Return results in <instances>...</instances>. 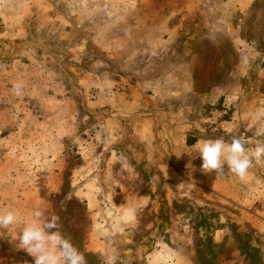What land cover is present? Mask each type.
Instances as JSON below:
<instances>
[{
    "label": "rangeland",
    "instance_id": "1",
    "mask_svg": "<svg viewBox=\"0 0 264 264\" xmlns=\"http://www.w3.org/2000/svg\"><path fill=\"white\" fill-rule=\"evenodd\" d=\"M0 2V212L18 214L0 230V264H34L14 234L37 209L42 220L59 216L86 264H264L237 200L198 176L170 174L187 168L175 165L187 147L172 142L221 137L222 121L252 95L254 137L264 141V0H70L66 10L49 0ZM98 97L109 103L85 106ZM125 98L130 134L119 113ZM60 109L62 118L47 113ZM60 122L61 150L50 135ZM79 140L103 141L117 175L91 176V151L82 156ZM104 158L96 164L106 167ZM92 187L96 196H87Z\"/></svg>",
    "mask_w": 264,
    "mask_h": 264
},
{
    "label": "crops",
    "instance_id": "2",
    "mask_svg": "<svg viewBox=\"0 0 264 264\" xmlns=\"http://www.w3.org/2000/svg\"><path fill=\"white\" fill-rule=\"evenodd\" d=\"M1 4V2H0ZM94 74V73H92ZM92 74L89 75L87 78V82L89 85H94L96 82H91L90 79H92ZM95 80V79H93ZM99 94V93H98ZM84 98V97H83ZM111 101L115 99L114 96L109 97ZM115 102V100H113ZM259 101L260 98L258 96H251V99L249 102L242 103V100L237 103V107L235 106V111L233 112V115L230 116L229 119H226L222 121V129L224 132L221 134V137H216L214 135H211V131H205L201 134L198 132H194L192 134H188L190 139H185L182 144H179L180 142L173 143L172 142V148H175L176 150L180 147H187L185 150L187 154L183 155V153L178 152V161L175 162L176 164L182 163L185 168L184 170H179L175 168L176 170L171 171V176L172 174H175V176H198V178H195L197 181L201 182L204 184L207 188H209V191H213L214 193H217L221 197H227L231 196L235 200H237L236 208L240 210L241 212H244L247 214L248 217H250V224L245 223V219L241 220L240 226H243V228L247 230H251L253 234H255V245H258L260 241H262L260 244H262L264 248V201L261 202L262 197L264 196V184H262V181H264V177L260 176L259 174V164L256 163L255 161L253 162V166L248 170V174L244 180H241L238 176L235 174L229 172L228 166L225 163L224 165V173L220 174L218 177L215 172L212 173H204L201 170V165H202V158L200 157L196 145L198 142H202L204 140L208 139H217V138H223L226 142H230V140L227 137V132L228 129L235 131L237 134L244 135L245 139H248V135L251 134L250 140H246L248 143L245 144L246 148H254L255 144L257 141H260L259 138L256 136L254 137V134L259 132L258 128V121L260 119V111H259ZM113 102V103H114ZM118 102L122 103L120 105V108H122L121 114L122 117H127V119L124 118V126L123 128H128V133L130 134L132 131L131 127V113L132 110L130 108L131 98H125V99H119ZM103 103H109L108 100L102 99V98H97V99H88L84 101L85 106L87 107H98L103 105ZM250 106V109L248 110L244 106ZM85 107V108H86ZM91 112V111H90ZM49 115H53L54 117H60L62 118L63 115H65V112L63 110H52V111H47ZM140 117H142L143 114H146L144 111H141L138 113ZM244 118V120H243ZM61 123V122H60ZM250 124L249 126H246V124ZM63 123L59 124L58 127L56 123L52 126L54 127L53 130L51 131V139L54 142H57V148L61 150V142L63 140V137L67 135L68 132V127L66 125H62ZM243 126L247 130H243ZM110 132V130L108 129ZM103 141H92V142H83L79 140V152L81 151L82 156L83 152L85 154V151L90 148L91 151V158H92V169H91V176H113L117 175L115 171L112 170L113 166V158H110L108 160L104 158V155L99 151L101 146L103 145ZM88 152V151H86ZM114 152V151H113ZM112 152V154H113ZM88 155V154H86ZM187 155V156H186ZM189 155V156H188ZM89 156V155H88ZM101 158H104L107 160V166L106 167H100L99 164H96ZM114 157V156H113ZM187 157V159L185 158ZM121 165L124 166L125 168V160H121L120 162ZM102 169V170H101ZM122 171V170H120ZM200 177V178H199ZM234 182V183H231ZM97 189L100 190V188L97 186ZM87 196L94 197L95 191L94 188L88 189L86 192ZM250 203V204H249ZM250 205V206H249ZM263 206V209H260V206ZM127 206L122 205L121 209L125 211ZM24 214H26L23 209L21 210ZM22 215V214H19ZM29 215L27 214L28 218ZM30 219V218H29ZM28 222H23V226ZM239 223V224H240ZM18 227H16V230ZM20 232V231H19ZM18 233L14 234L15 241L19 243V240L16 239L18 236ZM264 259V255H263Z\"/></svg>",
    "mask_w": 264,
    "mask_h": 264
},
{
    "label": "clouds",
    "instance_id": "3",
    "mask_svg": "<svg viewBox=\"0 0 264 264\" xmlns=\"http://www.w3.org/2000/svg\"><path fill=\"white\" fill-rule=\"evenodd\" d=\"M22 83H14L16 95L21 94ZM260 133H258L259 135ZM243 138L233 136L230 142L223 138L198 142L197 151L202 158L201 170L208 174L215 172L217 177L224 173L225 163L229 172L244 180L253 162H264V141H257L254 148H246ZM59 216L53 214L42 220V212L35 210L32 219L20 230L16 239L20 248L33 258L34 264H86L84 255L60 231ZM18 222L15 211L0 212V230H9Z\"/></svg>",
    "mask_w": 264,
    "mask_h": 264
},
{
    "label": "built area",
    "instance_id": "4",
    "mask_svg": "<svg viewBox=\"0 0 264 264\" xmlns=\"http://www.w3.org/2000/svg\"><path fill=\"white\" fill-rule=\"evenodd\" d=\"M57 10H66L69 8L70 0H49Z\"/></svg>",
    "mask_w": 264,
    "mask_h": 264
}]
</instances>
